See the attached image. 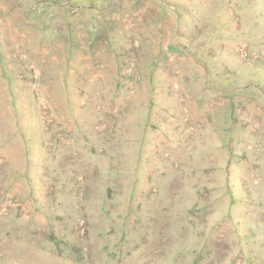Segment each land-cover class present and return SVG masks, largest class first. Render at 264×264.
Masks as SVG:
<instances>
[{
	"label": "rangeland",
	"instance_id": "obj_1",
	"mask_svg": "<svg viewBox=\"0 0 264 264\" xmlns=\"http://www.w3.org/2000/svg\"><path fill=\"white\" fill-rule=\"evenodd\" d=\"M0 264H264V0H0Z\"/></svg>",
	"mask_w": 264,
	"mask_h": 264
},
{
	"label": "trees",
	"instance_id": "obj_2",
	"mask_svg": "<svg viewBox=\"0 0 264 264\" xmlns=\"http://www.w3.org/2000/svg\"><path fill=\"white\" fill-rule=\"evenodd\" d=\"M50 6V5H49ZM216 92V91H215Z\"/></svg>",
	"mask_w": 264,
	"mask_h": 264
}]
</instances>
